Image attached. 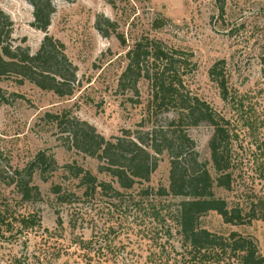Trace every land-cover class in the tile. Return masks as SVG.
Returning a JSON list of instances; mask_svg holds the SVG:
<instances>
[{
	"label": "rangeland",
	"instance_id": "1",
	"mask_svg": "<svg viewBox=\"0 0 264 264\" xmlns=\"http://www.w3.org/2000/svg\"><path fill=\"white\" fill-rule=\"evenodd\" d=\"M52 1L55 12L48 33L65 44L77 66L78 81L73 95L60 96L28 80L20 83L14 74L0 76L5 98L0 102V197H4L0 201L7 198L2 204L7 202L11 214L33 213L41 219L26 229L14 224L0 242V264H152L147 256L158 248L153 242L162 230L153 228L150 210L138 204V191L141 186L169 185L167 151L159 155L149 182L122 190V195L113 191L86 195L63 165L75 163L100 180L112 178L99 171L98 158L76 150L68 132L45 117L48 111H69L107 138L124 135L126 130L143 136L153 123L164 125L167 116L174 114L148 115V79L138 81V93L119 85L128 52L137 41L148 45L152 39L192 54L184 72L187 87L229 120L237 133L232 145L234 188L217 189V194L241 203L245 210L254 208L258 217L250 224L233 225L214 212L205 224L224 236L232 231L253 236L264 255V0ZM0 7L14 22L13 43L37 52L46 33L32 24L33 5L27 0H0ZM151 64L148 60L146 67ZM215 65L213 77L210 70ZM220 80L226 82V97ZM188 133L199 158L211 166L213 127L203 122L189 127ZM42 150L53 154L60 168L47 179L38 172L34 175L42 191L39 200L13 199L14 186L7 184L13 170L25 167ZM56 183L77 190L78 196L71 203H61L52 191ZM113 185L118 187L117 182ZM171 241L180 250L177 239Z\"/></svg>",
	"mask_w": 264,
	"mask_h": 264
},
{
	"label": "trees",
	"instance_id": "2",
	"mask_svg": "<svg viewBox=\"0 0 264 264\" xmlns=\"http://www.w3.org/2000/svg\"><path fill=\"white\" fill-rule=\"evenodd\" d=\"M27 1L34 7L33 26L46 34L35 53H31L28 46L15 45L12 38L14 22L0 7V76L14 74L20 83L28 80L60 96L73 95L78 81L77 66L67 55L65 44L48 33L55 12L53 1ZM98 28L102 30L100 20ZM188 56L192 54L168 47L156 39L148 45L143 40L137 41L128 52L129 62L120 77V87L138 93L137 83L145 77L150 84L146 103L148 115L160 111L174 114L167 116L164 125L153 123L143 136L126 130L124 135L107 138L94 125L71 116L69 111L46 112L48 122L68 132L76 150L98 158L101 163L99 171L112 180H100L97 174L75 163H66L63 168L79 180L77 186L84 188L86 195L110 191L122 195L124 191L149 182L158 168L159 155L167 151L171 163L169 185L141 186L138 191V204L150 210L153 228L162 230L160 237L157 236L153 242L158 248L150 251L147 260L152 264H264V255L253 236L238 231L224 236L205 224V219L214 212L225 223L233 225L250 224L258 214L254 208L245 210L241 203L217 194V189L230 191L234 188L232 145L237 133L230 128L229 120L187 87V73L184 72L191 63ZM148 60L152 66L147 68ZM216 68L215 65L210 70L213 77ZM219 83L222 96L226 97V82L220 80ZM4 101L0 89V102ZM203 122L213 127L209 140L211 166L199 158L195 141L188 133L189 127ZM59 168L53 154L39 151L25 167L13 170L7 183L14 186L17 196L13 199L19 198L23 202L39 200L42 191L34 182V175L38 172L47 179ZM113 182H117L118 187ZM52 191L61 203H71L78 196L77 190L63 188L61 183L52 185ZM166 197L168 200L164 202ZM173 199H176L175 203H166ZM2 201H7V198L0 201V242L8 231H12L15 223L25 229L40 223V217L33 213L11 214L7 202L3 205ZM62 220L58 216L59 224ZM171 238L177 239L180 250Z\"/></svg>",
	"mask_w": 264,
	"mask_h": 264
}]
</instances>
